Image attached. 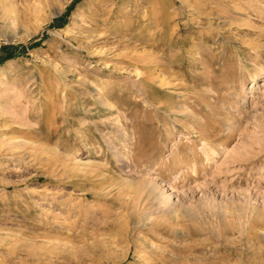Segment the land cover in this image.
I'll return each mask as SVG.
<instances>
[{"label":"rangeland","instance_id":"obj_1","mask_svg":"<svg viewBox=\"0 0 264 264\" xmlns=\"http://www.w3.org/2000/svg\"><path fill=\"white\" fill-rule=\"evenodd\" d=\"M0 264H264V0H0Z\"/></svg>","mask_w":264,"mask_h":264}]
</instances>
